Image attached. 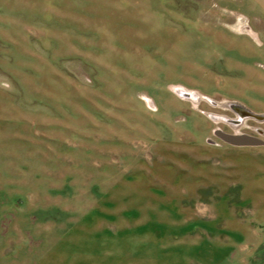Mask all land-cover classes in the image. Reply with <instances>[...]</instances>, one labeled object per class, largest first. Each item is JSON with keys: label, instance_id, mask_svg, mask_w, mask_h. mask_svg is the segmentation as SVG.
Instances as JSON below:
<instances>
[{"label": "rangeland", "instance_id": "obj_1", "mask_svg": "<svg viewBox=\"0 0 264 264\" xmlns=\"http://www.w3.org/2000/svg\"><path fill=\"white\" fill-rule=\"evenodd\" d=\"M224 11L0 0V264H264V146L216 134L264 140V35Z\"/></svg>", "mask_w": 264, "mask_h": 264}, {"label": "crops", "instance_id": "obj_2", "mask_svg": "<svg viewBox=\"0 0 264 264\" xmlns=\"http://www.w3.org/2000/svg\"><path fill=\"white\" fill-rule=\"evenodd\" d=\"M211 2H215L217 9L225 10L224 12H218L217 24L226 26L232 25L233 30L237 31V35L242 36L244 34L252 38V40L260 42L257 36L259 34L264 35V0H211ZM227 30L235 34L231 29ZM247 67H249L245 72L247 79H253L251 77L253 74H256L257 77L254 79L257 80L259 90L260 85L264 83V74L258 73L257 70L253 69L251 66ZM250 72H252L251 77L249 76ZM240 103L253 112L264 113V105L258 98L251 99L247 97ZM238 199L237 201H239Z\"/></svg>", "mask_w": 264, "mask_h": 264}, {"label": "water", "instance_id": "obj_3", "mask_svg": "<svg viewBox=\"0 0 264 264\" xmlns=\"http://www.w3.org/2000/svg\"><path fill=\"white\" fill-rule=\"evenodd\" d=\"M246 114L255 116L254 113L249 112V111H246ZM242 115H243V112H242ZM258 132L259 134H263V131L260 129L258 130ZM216 134L219 138H221L226 143H229L235 146H264V140L257 136L248 135V134L226 133L222 131H218Z\"/></svg>", "mask_w": 264, "mask_h": 264}, {"label": "trees", "instance_id": "obj_4", "mask_svg": "<svg viewBox=\"0 0 264 264\" xmlns=\"http://www.w3.org/2000/svg\"><path fill=\"white\" fill-rule=\"evenodd\" d=\"M238 186H236V189H237ZM237 201V200H236Z\"/></svg>", "mask_w": 264, "mask_h": 264}]
</instances>
